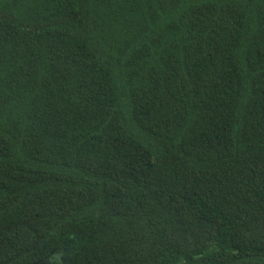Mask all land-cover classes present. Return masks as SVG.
<instances>
[{"label":"trees","instance_id":"trees-1","mask_svg":"<svg viewBox=\"0 0 264 264\" xmlns=\"http://www.w3.org/2000/svg\"><path fill=\"white\" fill-rule=\"evenodd\" d=\"M0 264H264V0H0Z\"/></svg>","mask_w":264,"mask_h":264},{"label":"rangeland","instance_id":"rangeland-1","mask_svg":"<svg viewBox=\"0 0 264 264\" xmlns=\"http://www.w3.org/2000/svg\"><path fill=\"white\" fill-rule=\"evenodd\" d=\"M58 258H59V257H56V258H55V257H53V260H57Z\"/></svg>","mask_w":264,"mask_h":264}]
</instances>
